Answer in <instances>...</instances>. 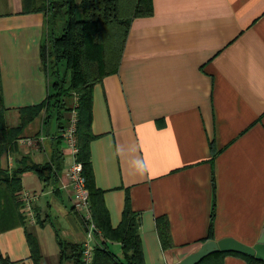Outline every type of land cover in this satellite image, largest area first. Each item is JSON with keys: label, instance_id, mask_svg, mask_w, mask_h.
I'll return each mask as SVG.
<instances>
[{"label": "crops", "instance_id": "0c3cea01", "mask_svg": "<svg viewBox=\"0 0 264 264\" xmlns=\"http://www.w3.org/2000/svg\"><path fill=\"white\" fill-rule=\"evenodd\" d=\"M47 20L26 13L24 0H0L10 128L50 93L41 56ZM70 117L42 112L2 156L10 177L23 158L53 163L58 177L46 184L31 171L20 176L22 192L37 197L35 219L21 207L23 222L10 215L12 223H0V264H73L61 262L60 240H85V223L61 188L73 158L57 139ZM89 154L109 230L122 227L127 211L137 214L144 264H176L210 240L256 245L264 228V0H154V15L132 22L118 73L94 87ZM160 220L169 222L167 246ZM105 239L125 261L123 243ZM224 264L250 263L230 254Z\"/></svg>", "mask_w": 264, "mask_h": 264}, {"label": "trees", "instance_id": "16d2710c", "mask_svg": "<svg viewBox=\"0 0 264 264\" xmlns=\"http://www.w3.org/2000/svg\"><path fill=\"white\" fill-rule=\"evenodd\" d=\"M24 2L26 13L42 12L48 19V34L41 47V56L44 72L48 79L52 73L55 81L53 84L50 83L47 100L37 107L23 110L21 126L10 128L6 123L0 73V223H12L10 215L23 222L22 214H19L22 207L20 176L23 173L34 172L46 184L56 181L58 177L53 163L44 166L28 165L25 158L22 160L21 168L10 177L2 170L3 154L13 145L22 129L42 112L54 111L58 115L71 113L77 100L78 161L84 168L83 175L90 191L94 218L105 237L123 243L126 255L125 261L119 260L106 249L105 243H102L95 250L93 264H144L137 214L127 211L122 227L109 230L111 227L107 223L99 192L92 182L89 143L94 87L102 83L106 77L118 73L132 22L137 18L153 16L154 0H24ZM60 17L64 20L62 27L58 25ZM64 129L65 127H62L61 131ZM57 140L61 141L63 138L58 137ZM159 228L164 244L169 245L168 220L165 222L160 220ZM3 229L5 228H0ZM27 236L33 256L36 262H39L41 251L37 238L29 232ZM211 238L213 228L210 229L209 239ZM59 245L62 263L69 260L73 264H83L82 244L60 240ZM230 254L245 258L250 264H264L254 257L235 253H217L200 264H224L225 257Z\"/></svg>", "mask_w": 264, "mask_h": 264}, {"label": "built area", "instance_id": "2783aa9c", "mask_svg": "<svg viewBox=\"0 0 264 264\" xmlns=\"http://www.w3.org/2000/svg\"><path fill=\"white\" fill-rule=\"evenodd\" d=\"M77 123V100H75L69 124L60 135L70 149L73 158V163L65 171L64 179H61V188L70 194L74 209L80 214L85 223L86 234L85 240L82 243L83 264H93L95 250L105 240L102 238L94 218L90 191L86 186L83 175V165L78 161L79 146L76 137ZM36 198L35 195L28 192H22L20 196L22 210L25 214L30 216L31 220L35 219L34 203Z\"/></svg>", "mask_w": 264, "mask_h": 264}, {"label": "water", "instance_id": "95a60500", "mask_svg": "<svg viewBox=\"0 0 264 264\" xmlns=\"http://www.w3.org/2000/svg\"><path fill=\"white\" fill-rule=\"evenodd\" d=\"M217 253H235L254 257L257 261L264 263V228L258 243L248 246L234 239H223L220 241H207L201 249L185 260L176 264H200L206 258Z\"/></svg>", "mask_w": 264, "mask_h": 264}, {"label": "rangeland", "instance_id": "374dc122", "mask_svg": "<svg viewBox=\"0 0 264 264\" xmlns=\"http://www.w3.org/2000/svg\"><path fill=\"white\" fill-rule=\"evenodd\" d=\"M79 17L81 18V13L79 14ZM63 23H64V20H63L62 17H60V19H59V21H58V25H59V27H62ZM62 72H64V69H63V68H62ZM49 80H50V83H52V84H53V82L55 81V77L52 76V73H50V78H49ZM70 103H71V102H70Z\"/></svg>", "mask_w": 264, "mask_h": 264}]
</instances>
